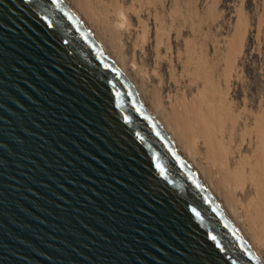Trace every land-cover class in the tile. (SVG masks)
I'll return each instance as SVG.
<instances>
[{
  "label": "water",
  "instance_id": "1",
  "mask_svg": "<svg viewBox=\"0 0 264 264\" xmlns=\"http://www.w3.org/2000/svg\"><path fill=\"white\" fill-rule=\"evenodd\" d=\"M0 264H262L64 0H0Z\"/></svg>",
  "mask_w": 264,
  "mask_h": 264
},
{
  "label": "bare ground",
  "instance_id": "2",
  "mask_svg": "<svg viewBox=\"0 0 264 264\" xmlns=\"http://www.w3.org/2000/svg\"><path fill=\"white\" fill-rule=\"evenodd\" d=\"M64 1L126 78L130 65L138 83H129L264 264V97L253 113L231 95L241 16L220 51L196 13L179 14V0L168 25L153 0Z\"/></svg>",
  "mask_w": 264,
  "mask_h": 264
},
{
  "label": "rangeland",
  "instance_id": "3",
  "mask_svg": "<svg viewBox=\"0 0 264 264\" xmlns=\"http://www.w3.org/2000/svg\"><path fill=\"white\" fill-rule=\"evenodd\" d=\"M160 2L163 3L161 4ZM174 2V0H153L154 7L160 14L166 17L165 20L167 25V15L173 8ZM177 2L179 3H177V7H179V14H181V16L187 17V15L197 14L198 18L201 19L199 27L201 26L200 28L203 31L200 30L202 32H207L211 38H215L214 40L217 42V45L219 44L218 48L220 51L224 49L225 40L228 38L230 39L233 36V32L235 33V28H237L235 25H237L238 16H241L244 24H242L243 27L241 26L240 29L238 27V31H243H241V33L244 38L241 45V54L237 56L234 65L235 75L239 76L237 77L238 80L234 79L232 82L231 95L233 93L232 99L236 101L235 103H241L245 100L244 102L247 109L252 110L250 112L255 113L258 111V101L264 97V0H179ZM139 3H141V6L145 5L143 4L145 3L144 0H141ZM139 3H137V5ZM206 9L212 10V16H215H213L215 20L208 21V13L210 10L206 11ZM190 10L192 12H190ZM144 17H146V15H144ZM186 29L188 30V28H185L188 34L189 30L187 31ZM207 41L210 42V40H206L203 43ZM172 44L174 45V43ZM206 45H210V43L207 42ZM146 52L151 55V47H147ZM209 53H211V50ZM209 55L211 56V54ZM149 63H151V61H148V64ZM165 69L166 68L163 69L164 79H166L167 76ZM126 72H128V80L131 82L135 80V82L138 83L137 78L134 79L135 75L130 65H128ZM146 85L145 89L147 90H144L149 93L150 85ZM166 86H168V84H166L165 87ZM165 91H167L166 88ZM148 93L146 95H148ZM242 98L244 100H241ZM261 255L264 258V251H261Z\"/></svg>",
  "mask_w": 264,
  "mask_h": 264
},
{
  "label": "snow or ice",
  "instance_id": "4",
  "mask_svg": "<svg viewBox=\"0 0 264 264\" xmlns=\"http://www.w3.org/2000/svg\"><path fill=\"white\" fill-rule=\"evenodd\" d=\"M25 2H27V0H25ZM52 2L55 3V0H52ZM157 167H159V166H157Z\"/></svg>",
  "mask_w": 264,
  "mask_h": 264
}]
</instances>
